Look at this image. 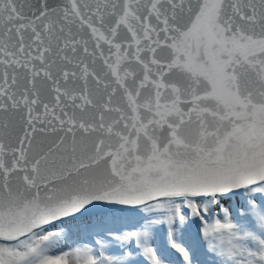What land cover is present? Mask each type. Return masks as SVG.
Wrapping results in <instances>:
<instances>
[{
	"label": "snow or ice",
	"instance_id": "6c2138e0",
	"mask_svg": "<svg viewBox=\"0 0 264 264\" xmlns=\"http://www.w3.org/2000/svg\"><path fill=\"white\" fill-rule=\"evenodd\" d=\"M0 264H264V0H0Z\"/></svg>",
	"mask_w": 264,
	"mask_h": 264
},
{
	"label": "rangeland",
	"instance_id": "374dc122",
	"mask_svg": "<svg viewBox=\"0 0 264 264\" xmlns=\"http://www.w3.org/2000/svg\"><path fill=\"white\" fill-rule=\"evenodd\" d=\"M157 239L159 240L158 243H160L159 245L161 244H164L167 240V235H166V232L161 230L158 234H157Z\"/></svg>",
	"mask_w": 264,
	"mask_h": 264
},
{
	"label": "bare ground",
	"instance_id": "6f19581e",
	"mask_svg": "<svg viewBox=\"0 0 264 264\" xmlns=\"http://www.w3.org/2000/svg\"><path fill=\"white\" fill-rule=\"evenodd\" d=\"M156 242H157V244L159 245V243H158V242H159V240H158V241H156Z\"/></svg>",
	"mask_w": 264,
	"mask_h": 264
}]
</instances>
